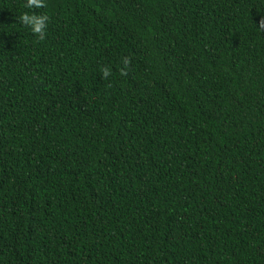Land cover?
Wrapping results in <instances>:
<instances>
[{
  "label": "trees",
  "instance_id": "16d2710c",
  "mask_svg": "<svg viewBox=\"0 0 264 264\" xmlns=\"http://www.w3.org/2000/svg\"><path fill=\"white\" fill-rule=\"evenodd\" d=\"M44 4L0 0V264H264V0Z\"/></svg>",
  "mask_w": 264,
  "mask_h": 264
},
{
  "label": "clouds",
  "instance_id": "9594fccd",
  "mask_svg": "<svg viewBox=\"0 0 264 264\" xmlns=\"http://www.w3.org/2000/svg\"><path fill=\"white\" fill-rule=\"evenodd\" d=\"M25 6L28 8H42L45 7V4L44 0H26ZM46 19V16L36 15L34 13H22L20 16L21 23L25 26H28L34 34H39L41 38L43 37ZM108 74L109 72L107 69L103 70L104 76H107Z\"/></svg>",
  "mask_w": 264,
  "mask_h": 264
}]
</instances>
